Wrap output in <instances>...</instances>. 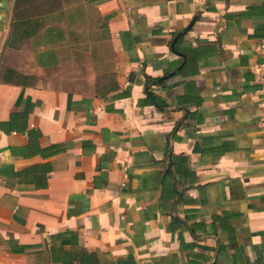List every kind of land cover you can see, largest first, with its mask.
<instances>
[{
    "label": "crops",
    "instance_id": "0c3cea01",
    "mask_svg": "<svg viewBox=\"0 0 264 264\" xmlns=\"http://www.w3.org/2000/svg\"><path fill=\"white\" fill-rule=\"evenodd\" d=\"M77 2L117 89L0 79V264H264V0Z\"/></svg>",
    "mask_w": 264,
    "mask_h": 264
},
{
    "label": "rangeland",
    "instance_id": "374dc122",
    "mask_svg": "<svg viewBox=\"0 0 264 264\" xmlns=\"http://www.w3.org/2000/svg\"><path fill=\"white\" fill-rule=\"evenodd\" d=\"M30 1L20 6L17 19L33 24L20 26L21 39L13 41L15 48L6 47L2 63L31 76L30 85L94 94L111 89L114 52L103 21L77 0L61 7L51 0Z\"/></svg>",
    "mask_w": 264,
    "mask_h": 264
},
{
    "label": "trees",
    "instance_id": "16d2710c",
    "mask_svg": "<svg viewBox=\"0 0 264 264\" xmlns=\"http://www.w3.org/2000/svg\"><path fill=\"white\" fill-rule=\"evenodd\" d=\"M49 1L50 0H46V1L45 0H40V2H47V3ZM51 1L54 2L53 4H60V7H61L66 0H57V2H59V3H56L55 0H51ZM24 2H29V0H16V2H15L14 12H13V16H12V22L10 24V32H9V35H8V38H7V41H6V47H10V48H15L16 47V45L13 44V41L19 39L20 35H22V34H20V30H21L20 26H26V25L28 26V25H32L33 24L32 22H21V23H19V21L17 19V13L19 11V8ZM30 2H33V1L31 0ZM51 6H52V4H51ZM53 8H54V6H53ZM102 21H103V24L105 25V28H106V23L104 22V20H102ZM25 37L28 38L29 35H27ZM0 78H1L2 81H4V83H7V84L27 85V84H29L27 82V79L31 78V76H26V75H23V74H20V73L16 72L15 70H12L10 68H5L2 72L0 71ZM6 79H8V80H6ZM116 89H117V85H116V82H115L114 85L112 86V88L109 89L108 91H106V93H108L110 91H114Z\"/></svg>",
    "mask_w": 264,
    "mask_h": 264
},
{
    "label": "built area",
    "instance_id": "2783aa9c",
    "mask_svg": "<svg viewBox=\"0 0 264 264\" xmlns=\"http://www.w3.org/2000/svg\"><path fill=\"white\" fill-rule=\"evenodd\" d=\"M261 58L250 65L249 70L253 76V82L257 86V93L264 102V43L260 45Z\"/></svg>",
    "mask_w": 264,
    "mask_h": 264
}]
</instances>
